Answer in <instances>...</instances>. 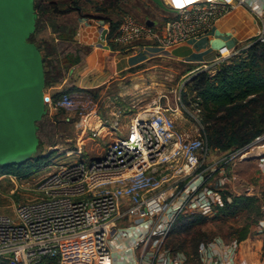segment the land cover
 I'll return each mask as SVG.
<instances>
[{
    "label": "built area",
    "instance_id": "1",
    "mask_svg": "<svg viewBox=\"0 0 264 264\" xmlns=\"http://www.w3.org/2000/svg\"><path fill=\"white\" fill-rule=\"evenodd\" d=\"M260 1L262 25L257 34L241 44L221 45L211 64L186 74L202 70L214 74L219 61L241 52L254 39L264 40V0ZM163 2L166 7H161L168 13L161 22L130 13L124 14L116 26L110 20L102 22L104 41L119 51L145 45L171 48L210 31L215 21L231 9L233 0ZM78 92H64L56 100L50 97L49 108H72ZM181 106L198 123V135L181 130L173 112L158 108L147 117H135L128 135L110 140L99 155L59 163L30 186L17 182L16 174L0 175V183L6 175L15 183L12 193L21 188L33 194L15 203L14 214L0 212V263L111 264L112 242L124 233L132 246L150 244L160 252L185 208L207 212L213 205H222V192L202 186L206 178L198 172L209 149L202 133L201 105L198 101L187 105L181 100ZM173 161L183 176L190 177L182 193L170 191L159 177L162 167ZM131 216L135 217L134 226L130 231L123 230L118 219ZM260 226L264 232V217ZM230 248L231 254L226 257L233 259L236 242H231ZM199 251L214 259L207 244H201ZM163 252L166 264H183L187 259L185 253L177 258L169 256V248Z\"/></svg>",
    "mask_w": 264,
    "mask_h": 264
},
{
    "label": "rangeland",
    "instance_id": "2",
    "mask_svg": "<svg viewBox=\"0 0 264 264\" xmlns=\"http://www.w3.org/2000/svg\"><path fill=\"white\" fill-rule=\"evenodd\" d=\"M53 1L58 4L59 9L71 11L59 15L52 11H43L42 8ZM35 2L40 6L37 38L49 41V47L53 50L52 60L56 59L53 62L56 63L59 74L66 79L62 81L64 85L59 91L71 87L74 81L71 75L72 65L63 60L61 51L71 50L76 45L86 50L89 46L75 41L54 40L47 27L53 30L52 25L66 26L67 30L76 28L77 32L81 18V21L90 23L108 20L115 23L124 14L130 13L138 18L161 22L168 13L154 0ZM242 55L247 53L244 51ZM228 61L229 59L219 61L218 67L221 68ZM189 65L188 62L171 55L152 54L146 60L120 72L109 82L79 90L77 103L70 109L49 108V94L46 95L47 113L41 121L40 144L34 156L24 163L31 165L30 170L25 175H16V181L30 186L59 163L99 155L110 138L116 140L128 135L135 117H147L158 108L173 112L177 122L183 125H197L196 120L181 106V100L191 105V102L199 99L192 89V79L196 74H186ZM46 88L47 86L45 93L48 91ZM263 146L264 136L255 145L240 152L213 148L204 152L203 161L198 168V172L202 171L206 178L202 186L219 189L224 203L213 205L207 212L190 206L185 208L167 235L164 241L166 246L193 254L194 245L197 243L199 248L201 244L216 240L236 242L239 264H264V232L260 226L264 217ZM4 169L6 167L0 168V173ZM159 177L163 179V186L170 187V191L176 189L178 193L184 191L190 178L180 173L176 161L162 167ZM4 179L3 187L0 186V212L14 214L15 203L31 198L33 194L30 189L21 188L12 193L15 183L8 175ZM240 194L252 196L255 200L247 207L231 204L234 196ZM198 215L204 216V220L187 227L185 218L192 221ZM180 216L184 217L178 221ZM179 228L182 231L178 232Z\"/></svg>",
    "mask_w": 264,
    "mask_h": 264
},
{
    "label": "trees",
    "instance_id": "3",
    "mask_svg": "<svg viewBox=\"0 0 264 264\" xmlns=\"http://www.w3.org/2000/svg\"><path fill=\"white\" fill-rule=\"evenodd\" d=\"M36 6V29L30 40L36 42L45 56L46 86L63 81L58 67L52 60L53 50L49 47L48 40H38L37 29L40 25L39 4ZM54 1L43 7V11L66 14L70 9H59ZM114 26L118 21L113 23ZM55 37L52 39L74 42L76 28L67 30L66 26L52 25ZM57 38V39H56ZM60 45V44H59ZM59 47L57 46V50ZM56 50V51H57ZM90 49H84L76 45L71 50L61 51L63 60L69 65L80 64ZM247 55H242L243 52ZM241 54V55H239ZM239 54L229 57L221 68L218 67L212 74L208 70L199 71L192 79V89L198 96L202 109V133L207 146L211 149L227 151H239L255 145L264 136V40L254 39L248 47ZM82 87L71 85L64 91H56L52 97L58 99L64 92L82 91ZM62 108V107H61ZM37 122V132L41 129V121ZM41 137L39 136V139ZM40 144V142H39ZM39 146V145H38ZM31 165L20 164L6 167L2 173L25 175ZM0 173V175L2 174ZM254 197L249 195H235L231 204L238 207L252 204ZM228 204V201H226ZM237 209L234 208L233 211ZM223 210H225L223 208ZM184 216H180V221ZM204 216H197L192 221L185 218L187 227L204 220ZM176 229V227H175ZM178 232L182 229H177ZM198 244V243H197ZM197 244L194 245L193 256L197 257ZM2 264V263H0Z\"/></svg>",
    "mask_w": 264,
    "mask_h": 264
},
{
    "label": "crops",
    "instance_id": "4",
    "mask_svg": "<svg viewBox=\"0 0 264 264\" xmlns=\"http://www.w3.org/2000/svg\"><path fill=\"white\" fill-rule=\"evenodd\" d=\"M81 19L75 34V42L88 45L90 50L80 64L72 66L71 75L74 80L72 84L90 88L109 82L120 72L146 60L152 54L163 53L188 62L190 65L187 72L199 67L201 69L204 64H211L210 59L215 56L217 48L221 45L233 46L247 42L250 37L259 32L262 25V4L260 0H249L245 3L233 0L231 9L215 21L210 31L166 49L155 45H145L144 48H133L128 51L113 50L103 39L102 22L90 23ZM47 28L50 30L51 38L55 37L51 27ZM63 85L64 82L48 85L46 95L49 94V98L52 97L53 93L59 91ZM178 125L181 130L191 134L198 131L196 124L186 126L178 122ZM4 182L5 179H2L1 187ZM118 222L123 230L130 231V228L134 226L135 217L119 218ZM207 246L214 254L213 260L210 255H202L199 249L195 257L191 253L166 245L162 246L160 252H157L150 244L146 247H135L131 245L128 234L124 233L112 242L111 264H166L165 254H163L166 248L170 249L169 256L173 258L185 253L187 259L183 264H239L237 248L233 253V259L226 257L229 253L231 254L230 242L216 240Z\"/></svg>",
    "mask_w": 264,
    "mask_h": 264
},
{
    "label": "water",
    "instance_id": "5",
    "mask_svg": "<svg viewBox=\"0 0 264 264\" xmlns=\"http://www.w3.org/2000/svg\"><path fill=\"white\" fill-rule=\"evenodd\" d=\"M35 29V0H0V168L25 163L40 142L46 76L45 56L30 40Z\"/></svg>",
    "mask_w": 264,
    "mask_h": 264
},
{
    "label": "bare ground",
    "instance_id": "6",
    "mask_svg": "<svg viewBox=\"0 0 264 264\" xmlns=\"http://www.w3.org/2000/svg\"><path fill=\"white\" fill-rule=\"evenodd\" d=\"M264 147V146H263ZM261 149H263V148H261Z\"/></svg>",
    "mask_w": 264,
    "mask_h": 264
}]
</instances>
